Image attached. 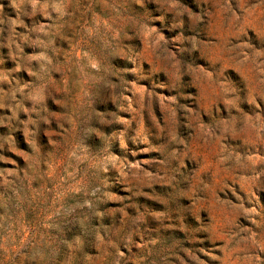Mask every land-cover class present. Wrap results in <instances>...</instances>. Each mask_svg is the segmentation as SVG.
<instances>
[{
  "label": "rangeland",
  "instance_id": "obj_1",
  "mask_svg": "<svg viewBox=\"0 0 264 264\" xmlns=\"http://www.w3.org/2000/svg\"><path fill=\"white\" fill-rule=\"evenodd\" d=\"M0 264H264V0H0Z\"/></svg>",
  "mask_w": 264,
  "mask_h": 264
}]
</instances>
